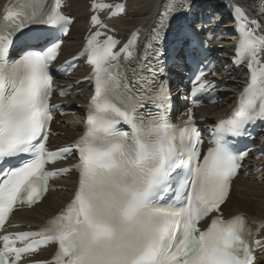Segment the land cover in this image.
I'll return each instance as SVG.
<instances>
[{
    "label": "snow or ice",
    "instance_id": "1",
    "mask_svg": "<svg viewBox=\"0 0 264 264\" xmlns=\"http://www.w3.org/2000/svg\"><path fill=\"white\" fill-rule=\"evenodd\" d=\"M64 8V0L0 5V264H24L50 246L51 258L34 264H256L264 238L254 237L264 221L254 233L243 213L225 217L223 207L248 155L234 152L229 137L264 121V0L231 6L233 63L246 66L248 79L211 129L206 151L191 108L182 126L168 119L164 57L175 63L189 55L183 35L170 38L169 30L191 11L192 0H162L142 50L135 47L138 32L121 46L100 18L124 14V6L92 0L88 34L73 57L91 67L83 130L69 145L49 150L60 107L51 103L50 69L73 23ZM72 66L66 61L64 71ZM204 76L203 70L196 76L193 94L211 90ZM68 156L76 163L47 170ZM73 172L71 197L38 230L6 231L17 206L40 203L50 179Z\"/></svg>",
    "mask_w": 264,
    "mask_h": 264
},
{
    "label": "bare ground",
    "instance_id": "2",
    "mask_svg": "<svg viewBox=\"0 0 264 264\" xmlns=\"http://www.w3.org/2000/svg\"><path fill=\"white\" fill-rule=\"evenodd\" d=\"M113 1H125V14L113 19H108L105 13H101L103 21L115 29V35L121 39V44L125 43L133 32H138V36L134 37L135 47L137 50H142V45L146 43L152 26L158 19L157 14L161 11L162 0ZM201 1H208L209 3L206 6H202V4L199 3L195 7L194 11H192V18L194 22L197 21V23H200L198 18L205 10H207L210 18L205 22L204 27L210 28V30H214L215 27L219 26L220 22L222 23L221 27H225L226 19L224 18V15H230L231 6L234 3H239L243 7H246L248 4L247 0ZM5 2L6 0H0V5H4ZM91 2L92 0H64V10L69 12V14L74 18V21L71 24L66 40L61 45V54L57 61L61 62L74 56L78 52L79 48L82 47L84 37L88 34V17L90 15ZM225 4L228 5L227 12L223 13L222 8ZM218 34L219 33H216L214 37ZM236 37L237 36L232 34L229 36V40L221 39L220 41H215L217 52L215 57L216 66L222 65L223 68L225 64H228V69L223 70L222 73L231 78L229 79L230 84L223 89L224 91H221L222 95L220 100H217L212 105H207L203 108L200 107V109L196 110L195 115L204 129H209L207 127L213 128L214 124L229 111V108L235 105L238 93L246 84V75L241 77V73H234L232 76V62L235 59V56L228 53L231 51L232 47L235 46L236 41H234V39H236ZM227 51L228 53L226 55ZM80 66H82V63L79 64V67ZM178 68L179 70H176V74L178 77H181L182 73H184L183 71H186L187 68L185 65H179ZM241 68H243L242 65ZM85 73L86 72L82 69H76L72 76L68 77L64 81H61L62 87H75L76 83L80 82V85L73 89V95L75 98L71 101L82 102L88 96L89 88L86 87L87 81H80L81 77H83ZM171 94L173 96L175 95L177 100L180 97V94L176 90L175 86L171 87ZM53 102H60L61 105L64 106L62 104L63 99L54 98ZM81 114L82 110L77 112V114L64 116L59 119V124L54 121L53 131H56V133L54 132L55 134L51 137V142L57 145H62L68 143L74 138V136L79 134L80 126L77 125V123L80 124ZM261 139L264 140V135L256 139L257 148ZM245 165L248 166L250 171L245 174H239L235 178L229 200L223 207V211L227 216L245 213L249 219L261 222L264 220V179H261V176L264 177V157L260 158L258 161L254 157L248 158ZM254 166L257 167V169H254ZM73 182V175H69L68 177L60 180L58 184L64 186L65 189H60L50 193L40 202V204L30 210H21L16 212L14 214L16 223H24L25 225L35 226L37 223H40L44 219L51 216L64 204L65 201L69 199L71 191L68 190V188L73 187ZM262 230L264 232V229ZM49 254L50 251L44 250L42 255L38 258L46 259Z\"/></svg>",
    "mask_w": 264,
    "mask_h": 264
},
{
    "label": "rangeland",
    "instance_id": "3",
    "mask_svg": "<svg viewBox=\"0 0 264 264\" xmlns=\"http://www.w3.org/2000/svg\"><path fill=\"white\" fill-rule=\"evenodd\" d=\"M222 40H229V38L227 36H224Z\"/></svg>",
    "mask_w": 264,
    "mask_h": 264
}]
</instances>
